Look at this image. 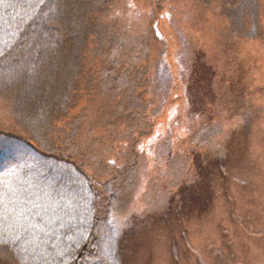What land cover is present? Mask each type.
I'll return each mask as SVG.
<instances>
[{"label":"rangeland","instance_id":"obj_1","mask_svg":"<svg viewBox=\"0 0 264 264\" xmlns=\"http://www.w3.org/2000/svg\"><path fill=\"white\" fill-rule=\"evenodd\" d=\"M66 1H63L64 6H67L63 8V17L64 25L66 23L67 26L69 47H63L65 49L62 52L54 54L56 57L47 53L49 55L46 54V63H61L60 67L62 65L64 69L55 73V77L59 75L61 79L68 56L75 55L77 63L74 67L78 65V70L83 73V91L80 98L84 99L76 102L75 110L84 108L92 102L91 99L100 96L95 106L104 107L105 114L100 128L96 127L93 132L85 135L86 140L89 137H97L96 147L99 148L100 143H110L117 140L115 138L118 136V142L125 139V145L117 144L120 148L122 146L123 153L119 149L115 150V146L111 148L108 145L111 161L117 150L119 157L130 158L126 155L127 145L134 130L136 132L133 135L138 133L139 129L146 135L151 132V135L145 138V147L139 146L140 160H133L138 163L134 184H126L124 171L120 168V159L116 160L115 164L111 161V166L106 168L104 162L103 165L99 163V155L91 157L93 153L88 152L85 157L88 171H91L94 177L101 174V178H104L101 180L102 186L98 182L99 186L94 187L96 198L95 203L92 202L91 205L95 204L98 213H92L90 219L105 218L107 215L102 214L99 208L103 209L104 206V209L109 211L110 205H113L111 217L120 224V231L128 232L129 239L135 244L130 248L128 264H193V258L183 249L182 236L185 231L189 232V228H193L194 224L201 226V223L194 214L188 212L190 209L183 210L184 204L172 208L170 200L174 191L177 192L182 186L181 175L186 173L185 171L180 174L178 171H184L190 166L191 170H195L193 165L197 163V156L212 158V162L207 166V179L212 182L216 179L217 160H224L231 169L232 163H244L242 158L250 150L248 144L255 145L256 153L260 138L249 130V135L240 134L236 139V131L250 123L254 127L253 133L264 131V98L261 100L259 97L261 94L264 97V38L261 36L264 27L260 21L264 19V0L246 2L249 5L245 4L246 0ZM127 8L130 11H126ZM117 11L124 13L117 14ZM82 17L83 21L79 24ZM75 22L78 24L75 25ZM76 26L84 28L79 38L73 36L76 35L73 33ZM248 28L251 29L252 35L247 34ZM105 64L119 70L118 81L116 70H113L115 73L112 72L111 78L109 67L106 68ZM98 67L105 72L101 80L93 78L95 73L91 70ZM33 70L34 72L24 80L23 77H18V85L15 86L12 83L15 79L9 81L7 77L0 76V82L3 83L0 89L5 90L13 100H18L19 96L21 102L24 100L25 105L19 106L27 110V119L31 123V115L34 119L37 112L33 114V111L40 105L34 108V99L42 94V91L30 87L37 79V76L32 78L37 73V67L32 68ZM72 79H76L75 75ZM110 79H115L117 84L108 82ZM98 84L101 90L99 95L94 97L93 93ZM17 86L22 89L15 91ZM73 86V83L63 86L65 92L62 96L67 98ZM49 87L46 82L45 91ZM0 100L3 101L1 97ZM139 103L142 106H137ZM246 105L252 110L249 115L243 109ZM21 112L23 113V110ZM142 116L144 118H141ZM151 121H154L152 128ZM8 122L11 124L3 110V104L0 103V128H7ZM17 123L15 121L11 125L16 126ZM18 127L23 129L20 123ZM38 138L42 142L45 141L42 134L38 135ZM99 151L106 153L103 160L108 154L107 149L100 147ZM193 151L196 156H191L190 152ZM176 154L179 155L175 156ZM186 154H190V162ZM233 154L235 161L234 156H231ZM257 155L259 156L256 157V168L253 167L255 171L251 170L249 174L245 167L237 172L247 187L258 191H254L256 194L252 192V201L254 203L256 200L254 206L257 211L251 208L249 204L252 203L248 202L247 196L240 195L245 190L236 196L241 205L248 207L256 223H244L243 232L231 231L227 235L220 233L221 236L216 235L210 225H204L200 227L204 233L198 235L203 239L187 236L191 244L200 249L203 264H264V210H261V207L264 208V149L260 148ZM237 169L240 170V167ZM44 181V189H38L34 200H27L33 201L34 204L25 207L22 212L16 205L6 207L1 203L0 215L5 221L3 227L6 228V231H0V260L3 264H17L20 261L24 264H81L80 259L84 252L75 251L77 256L72 259L68 257L71 253L69 247L73 245V238L79 241L82 236L90 237H86L87 232L83 234L85 231L81 228L86 225L85 222L92 223V220L88 218L87 221L85 211L83 220H79L81 218L77 215L79 221L71 220L76 222L68 223L67 227H70L72 235L63 237L60 233L56 234L54 239L49 236V230L57 222L58 213L56 206L49 203L54 200L51 198L52 183ZM191 182L187 181L186 185ZM170 187L176 188L170 190ZM103 193L109 194L110 198L106 197L105 201H102ZM23 194H14L11 191L7 199L15 198L17 203ZM176 199L178 200V197ZM81 204L82 206H79L84 207L88 203ZM33 207L41 213H36ZM36 214L42 218H37ZM60 223L63 221L57 222L56 226ZM73 225L80 228L74 230ZM24 226H28V233L23 231ZM0 227L3 229L1 224ZM247 228L251 229L245 233ZM16 230L20 231L21 235ZM69 235L73 238L69 239ZM45 236H48V239L40 242V238ZM48 244L53 247L51 251L46 250ZM169 247L173 248L172 253H169ZM22 249L30 251L23 253ZM99 255L100 253L93 256L94 262H88L96 264ZM124 264H127L126 261Z\"/></svg>","mask_w":264,"mask_h":264},{"label":"trees","instance_id":"obj_2","mask_svg":"<svg viewBox=\"0 0 264 264\" xmlns=\"http://www.w3.org/2000/svg\"><path fill=\"white\" fill-rule=\"evenodd\" d=\"M63 1L66 0H0V36L2 37V40L0 41V76L7 77V80L9 81L15 79L12 82L15 86L18 85V77H23V80L26 79L28 75L30 76L34 72V70L32 71V68L37 67V73L32 77L35 78L37 76V79L35 80V83H31L30 87L40 92L42 91V94H40L41 96L38 95V98L34 99L33 107L35 108L36 105H40L37 106V110L35 109L33 111V114L35 112H37V114L34 119L31 115L33 122L31 123L29 119H27V110H25L24 107L19 106H23V104L25 105L24 100L22 99L21 102L20 96V102L19 99L13 100L5 90L3 91L0 89V92L2 93L0 97L8 106L7 108L9 109V112L22 116V118H18L17 122L23 127V129H20L18 123L16 126H12V123L10 124L8 122L7 125H9L8 127L6 125L7 128H0V178L5 179V182L7 183L11 181L9 189L5 191L3 188L7 186L4 185L3 181H0V207L2 206L1 203L5 204L6 207H13L16 205L17 209L22 212V210L26 209L25 207L34 204L33 201L31 202L27 200H34V196L38 193V189H44L43 183H46L44 180H47L52 183L51 186L53 192L51 191V198L54 199L49 203L55 205L57 208L58 214L56 220L58 221L60 219L63 221V223L57 225L58 227L56 226L57 222L54 224V227L49 230L51 231V235L49 236H52L54 239L56 234L61 233L63 234V237L71 234L70 227H67L68 223L76 222L78 220L77 215L81 218L79 220H83V217H85V215L83 216V213L85 211L87 212V221L88 218L89 220H92V223L85 222L86 225L81 228L82 231H85L83 234L87 232L86 237L90 236L89 238L82 236L83 238H79V241H75L73 236H68L69 239L73 238V245L69 247L71 248V253L68 254V257L74 259V256H77L75 251L78 250L77 253L79 251L82 253L84 252L80 259L81 264H90L88 261L94 262L95 258L93 256H97L99 253L102 257L99 255L96 264H124V261L128 264L130 248L135 244L129 239V236L127 235L128 232L120 231V224L116 223L111 217L112 213L110 211H112L113 205H110L111 210L109 211L107 208L104 209V206L103 209L100 207L101 205L99 206L101 213L107 215L105 218L90 219V216H92L91 214L98 211V208L94 207L95 204L91 205L92 202L95 203L94 200L96 198L94 187L97 188L99 186L98 182L102 186L101 180L104 178H101V174L97 175L99 177H94V175L91 174L92 172L88 171L85 157L88 152L93 153L90 155L91 157L95 154L99 155V157L97 156L99 163L103 165L104 162V165H107L106 168L111 166V161L115 164L116 160L120 159L122 162L120 168L122 172L124 171L123 176L126 178V184L130 182L135 183L134 178H137V161L141 155L140 147L145 144V138H148L151 135V132L146 135L141 129H139L138 133L133 135V133L136 132V130H134L127 145L128 150L126 155L130 156V158L119 157L117 150L113 154L111 161L109 153L110 148L108 149V145H110L111 148L115 146V150L119 149V151L123 153L122 146L126 144L125 139L118 142L117 140L120 137L118 136L115 138L117 140H112V142H110L111 144L108 142L100 143L99 148L96 147L97 137H89L86 140L85 135L87 136L88 133L90 134V132H93L96 127L100 128V122L105 114L104 107L98 108V106H95L100 97L95 96L99 95L101 86L99 84L97 85L96 91L93 93L95 98L91 99L92 102H90V104H87L84 108L81 107L75 110L76 102L84 100L83 98H80L83 91L81 89L83 73L78 70V65L74 67L75 63H77L75 55L73 54L72 57L70 55L68 56V63H64L66 67L64 70V76H61V79L59 75L55 77L58 71L64 69L62 65L60 67L61 63H54L52 61H48L49 63H53L51 65L46 63L47 53H52L51 57H56L54 54L59 53V51L62 52L69 44L67 26L66 23L64 25L65 18L63 17V12H65L63 8H66L67 6H64L65 2ZM251 1L252 0H246L244 2L246 5H249L247 3ZM78 8H80V6H78ZM57 14L58 16H56ZM82 21L83 17L79 24H81ZM260 21L264 27V19H260ZM77 24L78 23L75 22V25ZM76 27V31L73 32L76 35L73 36H78L79 38L83 34L84 28L80 26ZM247 34L252 35L251 29H247ZM261 36L264 38V29ZM55 46H57L56 49ZM68 50L69 48L67 49V52ZM71 50L70 47V52ZM48 55L49 54H47V56ZM65 58L63 60H65ZM107 66L108 65L105 64L106 68ZM108 67L111 78H113L111 75L115 73L113 70H116V80L118 81L120 78V75L117 77L119 70L115 69L112 65ZM91 70L95 73L93 78L97 77L98 80L103 79V74L105 73L103 70L99 67L97 69L92 68ZM74 75L76 79H72ZM116 80L113 79L112 81V79H110L108 82L112 81V83L117 84ZM46 82L50 87L45 91ZM70 83L74 84V88L71 89V93L65 98L62 96L65 92L63 86ZM2 84L3 83L0 82V85ZM14 89H16L15 91H20L22 88L21 86H17ZM15 91H13V93ZM20 94L21 93H19V95ZM240 94L242 95V92H240ZM259 97L261 100L264 98L263 94ZM137 106L142 105L139 103ZM169 108H171V106ZM239 108L241 109L240 106ZM243 109L247 111L248 115L249 113H252V110L248 105L244 106ZM21 110H23V113ZM142 112L143 110L140 113L142 114ZM243 116L248 118L246 114H243ZM141 118H144V116ZM151 122L152 128L154 121ZM143 123H141L140 126H142ZM249 130L252 131L251 134H256L257 137L260 138V142L258 141V144L256 145V153L254 151L255 145L248 144L250 150L245 153L243 158L241 157L242 162L244 161L242 165L232 163L230 169V166L224 160H217L215 162L216 179L212 180V182H209L207 179V166L212 162V158L208 156H197V163L193 165L195 166V170H191L190 166L184 171L183 169L178 171L180 174L185 171L186 173L181 175L183 177L182 186L177 192L174 191L173 197L170 200V205L172 208H175L179 204H184L185 206L183 210L188 211V209H190L188 212L194 214L195 218L201 223V226L194 224V227L189 228V232L185 231L183 233L184 237L182 236L183 249L193 258V264H203L204 260L201 256L200 249L194 247L191 244V241L188 240L193 236L194 238H200L198 235L204 233L200 227L210 225L213 232L216 235L219 234L221 236V234L227 235L228 233H231V231L237 232L239 230L240 232H243L244 223L248 225L256 223V220L250 213L248 207L241 205L236 197L240 191L245 190L242 191L240 195L243 194V196H247L248 202L252 203L249 205L253 210L257 211V207L254 206L256 200L254 203L252 201V196H254L252 192L258 191L256 189H253L252 191L247 187L244 181L239 178L241 175L238 174L245 167L248 171L247 173L250 174L251 170H254L253 167L255 166L256 168V157L259 156L257 155V151L260 150V148L264 149V131H262V133H253L254 127L251 123L239 127L236 131L238 135L236 139H238L240 134H242V136L249 135ZM28 134L36 138V140L33 138H29V140L25 138L29 136ZM40 134H42V138H45L43 139L45 140L44 142L38 138V135ZM254 135H252L253 139ZM253 142H255V140H253ZM118 143H123L121 148L117 146ZM100 147L107 149L108 152L103 160L102 158L106 153L105 151H99ZM190 154L191 156H196L194 155V151L193 153L190 152ZM190 154H186V158L189 162L191 158V156H189ZM178 155L179 154H176L175 156ZM231 156H234L233 161H235V154ZM179 164H181V162ZM238 167H240V170L237 169ZM217 176L220 178H217ZM115 177L117 178L116 175ZM106 178H108V176H106ZM187 181L192 182L187 186ZM131 187L132 184L129 189H131ZM256 187L258 188V185H256ZM175 188L176 187H170V190H174ZM49 189H51V187ZM10 190L14 194L24 193L19 202L15 203V198L7 199L9 198ZM103 195L104 200L101 199L102 201H105L106 197V199L110 198L109 194L103 193ZM176 197H178V200ZM13 199L14 201L12 202ZM82 202L88 203L86 205L88 208H86V206L80 207L79 205L82 206ZM110 202L112 204L113 200ZM236 203H239L240 205ZM38 208L40 209V207ZM34 210L36 213H41L40 210ZM77 210L78 212L80 211V213H78ZM261 210H264V208L261 207ZM31 212L29 214L33 216ZM36 216L37 218H42L37 214ZM43 217L46 218L45 214H43ZM0 219H3L2 215H0ZM31 222H33V218H31ZM230 222H232L231 225ZM0 224L2 227L5 225L3 222H0ZM77 227L80 228V226L75 225L74 230H77ZM250 229L251 228H247V230L245 229V233H248L247 231H250ZM28 230V226H24L23 231L28 233ZM0 231H6V228L3 227V229H1L0 227ZM17 233L20 234L21 232L17 231ZM40 239V242L46 241L48 236ZM1 242L2 240L0 238V244ZM87 244H89V246ZM50 246L52 245L48 244L47 247L45 246L46 250L51 251V248L53 247ZM171 250L173 251V248L169 247V253H172ZM17 259L21 260L19 257H17ZM0 263L3 264L2 261ZM17 264L24 263L20 261Z\"/></svg>","mask_w":264,"mask_h":264},{"label":"bare ground","instance_id":"obj_3","mask_svg":"<svg viewBox=\"0 0 264 264\" xmlns=\"http://www.w3.org/2000/svg\"><path fill=\"white\" fill-rule=\"evenodd\" d=\"M135 2V1H134ZM154 9H156V7H154ZM108 10H109V8H108ZM124 10H125V8H124ZM126 11H130L129 10V8H127L126 9ZM110 12V11H109ZM107 13L108 12H106V15H107ZM119 13H124V11H117V14H119ZM115 15H113V17H114ZM137 36L135 35V38H136ZM2 95V93L0 92V96ZM4 101H1L0 100V103H2L3 104V110L5 111V113H6V116L9 118V121L11 122V123H14L15 121L17 122L18 121V118H22V116H20V115H16V114H12V113H10L9 114V109L7 108L8 106L6 105V104H4L3 103ZM29 135V134H28ZM25 138H27L28 140H29V138L31 139V138H33L34 140H36V138H34V137H32L31 135H29L28 137H25ZM1 140V139H0ZM3 140V139H2ZM0 181H3L4 182V185H6L7 187H4L3 188V190L5 191V190H8L9 189V185L11 184V181L10 182H5L6 180L5 179H1L0 178ZM59 221H61L60 219L57 221V222H59ZM0 222H4L5 223V221L3 220V219H0ZM22 251H23V253H29V251L30 250H28V249H22Z\"/></svg>","mask_w":264,"mask_h":264}]
</instances>
